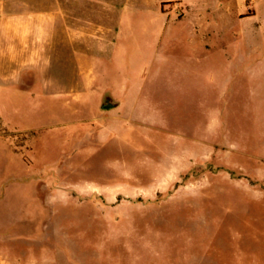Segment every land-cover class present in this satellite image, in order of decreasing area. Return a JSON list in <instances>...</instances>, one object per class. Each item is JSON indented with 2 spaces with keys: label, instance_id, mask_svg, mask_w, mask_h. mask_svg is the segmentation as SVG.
I'll return each mask as SVG.
<instances>
[{
  "label": "rangeland",
  "instance_id": "1",
  "mask_svg": "<svg viewBox=\"0 0 264 264\" xmlns=\"http://www.w3.org/2000/svg\"><path fill=\"white\" fill-rule=\"evenodd\" d=\"M5 15L57 40L38 85L0 89V264H264V2L0 0ZM80 23L115 27L82 64L63 40ZM84 72L136 108L69 96Z\"/></svg>",
  "mask_w": 264,
  "mask_h": 264
},
{
  "label": "crops",
  "instance_id": "2",
  "mask_svg": "<svg viewBox=\"0 0 264 264\" xmlns=\"http://www.w3.org/2000/svg\"><path fill=\"white\" fill-rule=\"evenodd\" d=\"M264 2V0H259ZM249 5H253L255 0H247ZM256 11L243 16V19L253 17ZM191 15H194L192 13ZM190 15V16H191ZM205 24H198L197 28H201ZM206 26V25H205ZM208 28L212 33L208 32L206 35L210 36L214 34V28H211V24L207 23ZM117 27V26H116ZM57 29V25L54 22L48 23H30L23 22L18 16H2L0 18V89L6 90L8 88V80L12 81H25L28 79L34 86L38 85V76L40 71L41 57H46L45 52L50 53L53 50V43L56 42L57 37L54 31ZM115 29L114 25L110 24H76L74 26L66 24L63 28V40L65 43L64 53H66V46L68 42L75 41L80 45H85V49H75L76 58L75 61L82 64L86 61V43L89 39H99L103 44L105 37H108L110 33ZM197 30V29H195ZM253 32L258 30V27L251 29ZM103 32L105 33L104 35ZM112 36V35H111ZM215 36V34H214ZM257 37V36H256ZM60 39V38H59ZM250 46L257 45V39L252 35H247ZM71 40V41H70ZM49 56V55H48ZM50 61L49 57L47 62ZM85 73V72H84ZM96 75L93 72H86L82 76L81 86L83 90L77 92H70L69 96L75 95V99H79L81 102L88 104L90 96H98L103 98L105 96H111L116 104L111 109L123 110L125 107L131 105L136 108L137 100L131 94L125 91V86L118 85L117 89H110L108 87H98L94 83ZM38 87V86H37ZM133 98H132V96ZM69 108L71 107V100L67 102ZM131 107V108H132ZM130 108V109H131Z\"/></svg>",
  "mask_w": 264,
  "mask_h": 264
},
{
  "label": "water",
  "instance_id": "3",
  "mask_svg": "<svg viewBox=\"0 0 264 264\" xmlns=\"http://www.w3.org/2000/svg\"><path fill=\"white\" fill-rule=\"evenodd\" d=\"M115 105V102L113 100H109L104 104L105 107H112Z\"/></svg>",
  "mask_w": 264,
  "mask_h": 264
}]
</instances>
